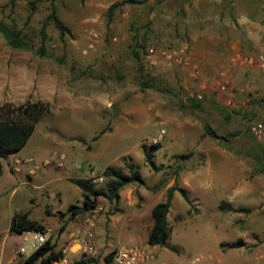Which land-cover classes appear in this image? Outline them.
<instances>
[{
	"label": "rangeland",
	"instance_id": "rangeland-1",
	"mask_svg": "<svg viewBox=\"0 0 264 264\" xmlns=\"http://www.w3.org/2000/svg\"><path fill=\"white\" fill-rule=\"evenodd\" d=\"M52 1L68 34L60 35L46 21L50 0H0V23L20 31L31 47L12 48L0 35V106L40 100L51 109L17 152L36 165L49 162L35 174L41 182L27 184L5 171L12 155L1 160L0 177H9L15 189L0 196L1 219L13 212L40 218L46 209H67L68 217L67 207H80L81 199L64 176H99L111 155L124 150V156L114 154L110 167L123 174L132 170L142 183L133 184L132 207L97 198L102 209L106 205L96 222L99 239L105 233L117 247L146 250L153 258L148 264L194 258L206 264H264V141L245 129L248 123L264 124V69L229 64L235 52L264 60V32L256 40L244 39L238 29L220 23L219 38L210 39L216 28L211 0ZM134 36L141 48L134 46ZM133 47L140 62L130 54ZM204 47L211 53L201 52ZM145 82L151 87L140 89ZM102 129L107 131L92 140ZM159 130L164 136L153 144ZM36 133L45 142L41 152L32 142ZM105 148L110 153L96 162L86 156ZM47 168L60 170L47 174ZM200 177H215L218 188ZM172 179L179 190L166 215L168 247L149 246L139 229ZM222 202L246 212L219 210ZM104 215L117 224L104 225ZM237 240L239 248L220 246ZM104 246L100 241L91 258L98 260Z\"/></svg>",
	"mask_w": 264,
	"mask_h": 264
},
{
	"label": "crops",
	"instance_id": "crops-1",
	"mask_svg": "<svg viewBox=\"0 0 264 264\" xmlns=\"http://www.w3.org/2000/svg\"><path fill=\"white\" fill-rule=\"evenodd\" d=\"M211 2H212V18L211 19L215 23L216 28H214L215 30L213 31V35H210V39L219 38L220 32L218 29H219L220 23H224L225 24L224 26L227 29H230V31L238 29L239 34L244 39L256 40L263 35V32H264V0H211ZM222 9L224 11H223V17L221 18L220 12L222 11ZM187 45H188V48L191 49L194 53H198L199 50L197 51L193 50V45H191L190 43H188ZM200 51L205 52V53H208V52L211 53V50L207 49L206 47H204V49L203 50L201 49ZM212 52L216 53L217 50L213 49ZM36 137H37V133L36 135H33L32 142H34V144H39L40 148H38V152L39 151L41 152L43 149V146L40 145V143L44 144L45 142H44V139H37ZM116 144L113 146H116ZM99 146L100 145H98V148ZM113 146H111L110 148H113ZM110 148L102 149L101 153L98 156L91 155V154L86 155V156L88 157V159L95 160L93 162H96V160L103 157L106 153L108 152L110 153L111 151ZM17 152L9 153L6 155V156L12 155L11 158L13 160L12 161L9 160L8 165H5V171H8L9 174L15 176V178L17 177L22 182H25L27 184L31 183L35 178L37 179V181L41 182V180L38 179L39 177H37L38 175L36 176L35 174L36 172H40V171L44 172L45 169L41 170L42 169L41 168L38 170V168L41 165H36L32 157L22 158V157L17 156ZM124 152L125 151L123 150L122 152L119 151L118 153H113L111 155V158H109L108 160L109 161L108 164L104 166L101 171H103L105 167H108V166L110 167V162L114 154L115 155L119 154L121 156H124ZM24 159H32L33 164L31 163L20 164V165L16 164L17 161H22ZM2 162L3 161H1V174H2V165H3ZM47 170H50L47 174H53V173H56V171L60 169L47 168ZM1 178H2L3 184L0 186V196L3 194L5 195L7 193H9V195H13L15 189L12 188V182L9 179V177H0V179ZM64 178L67 181H69V179H79V178L67 177V176H64ZM200 178H201L200 181L204 180L207 187L218 188L216 187V184H215V177H200ZM84 179H88V178H84ZM133 184L137 185L138 183L127 184L119 190L118 200L116 202V205L120 206V208H122L124 204L126 203L127 205L129 204L128 206L132 207L133 203L135 202V199L132 196V192L136 188V186ZM172 184H173V179L170 180V182L166 184V186L161 190L164 192V197L166 194V190L170 188ZM175 195H176V191L173 192L170 203L173 200ZM80 199L82 201L81 191H80ZM125 201L126 203H124ZM80 203H81L80 200H78L77 206L80 205ZM105 203L108 204V201L105 200ZM66 211L65 212L64 211L54 212L51 209H46L43 217L40 216V218H38L37 216L36 218L35 217L30 218L28 217V212H21V213H27V218L29 220L40 223L46 230L47 240H49L50 244L53 245V251L61 253L62 257L59 260L52 262L51 264H71L73 261H76L79 259H83L89 262L101 263L103 257L117 247L116 244L110 242V236H108V234H105V233L104 235L102 234L101 239H99L100 235H98L95 232L97 229L96 227L97 219L102 214H105L106 205L102 209L101 205L96 204V207L94 209L85 211V212H79L74 217H72L69 221H67L68 217L66 215ZM149 211L150 210H146L148 221L145 223V226L143 227V229L142 228L139 229L141 234L145 236V240L147 238L148 231L151 227ZM14 213H18V212L9 213L7 214V216L3 217V219H1L0 217V264L20 263L28 255L32 253L31 250H26L24 253L17 252L19 248L27 247L32 232H22L20 234H14V233L8 232L10 218ZM58 213L62 214L63 216L61 218L58 217L57 216ZM111 217L112 216H107L108 221H106V216L105 215L102 216V218H104V225L105 224L108 225L111 222L114 226L117 224L116 222L117 220L112 221ZM121 228L123 232L127 233V229L125 226ZM85 230H89L93 234V250L90 254H84L80 250L79 242ZM102 236H104V238ZM100 241L103 242L105 246L102 248V253H101L100 258H97L98 260H94L91 258V256L95 253L97 249H99ZM154 247L158 248V246H154ZM161 248H164V247H161Z\"/></svg>",
	"mask_w": 264,
	"mask_h": 264
},
{
	"label": "trees",
	"instance_id": "trees-1",
	"mask_svg": "<svg viewBox=\"0 0 264 264\" xmlns=\"http://www.w3.org/2000/svg\"><path fill=\"white\" fill-rule=\"evenodd\" d=\"M135 3L132 0H124L119 4H131ZM116 4H112L108 8V12L113 10ZM34 9V4H30V10ZM46 21H49L53 27L58 31L60 35L68 34L69 30L65 27L56 17L55 7L53 1L50 0L49 12L46 17ZM0 35L4 38L7 45L15 49H25L30 50L31 47L27 46L21 40L20 31L14 29L13 27L7 26L0 23ZM134 46H139L138 41H135L134 36ZM141 48V46H139ZM130 54L135 62H140V57L135 51L134 47L131 49ZM151 87L146 82L140 86L141 88ZM50 105L48 102L36 100L29 101L18 104L9 105L3 104L0 106V174H1V160L6 158L9 153L17 152L26 143L32 132L34 131L35 125L46 115L50 113ZM107 129L100 130L92 140H95L101 134L106 132ZM205 134L213 136L212 133L205 127ZM152 148H158V145H151ZM146 161H148V156L144 154ZM182 158H186L185 155ZM130 168V166H128ZM261 173L264 175V165ZM105 177V182L101 187L93 185L89 179L79 178V179H69V181L75 185L82 194L81 206H69L68 219L70 220L79 212H85L92 210L96 207L97 198H104L110 203H116L118 200L119 190L130 183L141 184L142 180L140 176L130 170L128 174H123L119 170L113 167H105L101 173ZM156 190V188H154ZM179 190L176 185V180L174 179L173 184L170 188L166 190V194L163 201L154 204L150 211L149 217L151 220V227L148 231L146 243L149 246L158 247H168V239L170 235V230L166 223V215L169 210L170 200L174 191ZM219 210H225L227 212H246L245 209L241 208H231L227 203H220L218 205ZM58 217L62 216L60 213ZM67 219V220H68ZM61 230V228H60ZM9 233L20 234L22 232H40L44 233V227L36 222L29 220L27 218V213H14L10 218V224L8 228ZM242 243L237 240L233 242H226L220 244V246H225L228 249L239 248ZM113 250L106 254L101 263L89 262L83 259L73 261L71 264H107L112 256ZM62 257L60 252L53 251V245L50 244L49 240H46L44 244L37 250L33 251L28 255L22 262L15 264H51L54 261L59 260Z\"/></svg>",
	"mask_w": 264,
	"mask_h": 264
},
{
	"label": "built area",
	"instance_id": "built-area-1",
	"mask_svg": "<svg viewBox=\"0 0 264 264\" xmlns=\"http://www.w3.org/2000/svg\"><path fill=\"white\" fill-rule=\"evenodd\" d=\"M153 50H148L147 58H151L153 55ZM166 58H170V54H165ZM229 64L231 66L237 67H257L264 69V60L261 57H250L239 52L233 53L229 58ZM219 90H224V85H218ZM247 132L257 140L264 141V124L259 122L248 123L245 125ZM164 136V131L159 130L156 137L152 139V143H158ZM59 165L63 160V155L58 157ZM33 164L32 159H24L22 161H17L16 164ZM49 162L43 161L41 166L48 165ZM36 167V166H35ZM90 182L97 186L101 187L105 182V177L103 175L94 176L88 178ZM47 240L46 230L44 233L32 232L29 243L26 248H19L18 253H24L26 250H31V252L37 250L41 247L44 242ZM80 250L84 254H90L93 250V234L89 230H85L83 236L80 238ZM112 256L110 261L107 264H148L152 260V255L149 254L146 250L136 246V245H122L113 249ZM157 264H206L202 263L201 258H194L189 262H160ZM212 264H220L219 262H213Z\"/></svg>",
	"mask_w": 264,
	"mask_h": 264
}]
</instances>
